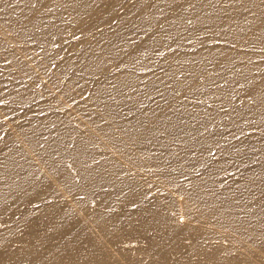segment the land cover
<instances>
[{"label": "bare ground", "instance_id": "1", "mask_svg": "<svg viewBox=\"0 0 264 264\" xmlns=\"http://www.w3.org/2000/svg\"><path fill=\"white\" fill-rule=\"evenodd\" d=\"M0 264H264V0H0Z\"/></svg>", "mask_w": 264, "mask_h": 264}, {"label": "rangeland", "instance_id": "2", "mask_svg": "<svg viewBox=\"0 0 264 264\" xmlns=\"http://www.w3.org/2000/svg\"><path fill=\"white\" fill-rule=\"evenodd\" d=\"M130 3H128V5H129ZM122 12H118L116 15L117 16H119L120 14H121ZM132 38H134L133 36L130 38V39H132ZM180 50V47H178L177 45H174V46H172V47H169V46H167L166 48H165V51L167 52V53H169L170 51H179ZM161 57H155L154 59H153V61H154V66L156 67V68H154L155 69V71H163V67H166L164 64H162L161 63ZM7 66H8V62L7 61H5L4 63H3V65H2V70H5L6 68H7ZM116 68H118V67H115V68H113L112 69V71H114V72H116ZM108 71H110V69H108ZM118 71H120V69H118L117 70V72ZM144 83H145V81H144ZM155 90V93L153 94V96H155V95H157V94H160L161 95V93L157 90V89H153V91ZM236 102H235V104L237 103L238 104V98L240 97L239 95H238V93L236 94ZM185 100H188L189 101V99L188 98H184ZM190 101L191 102H193L194 104L193 105H199V104H201L202 103V101H199V100H197V99H192V98H190ZM168 105V103L163 99V98H161L160 99V102L159 103H156L155 104V107H157V108H164V107H166ZM227 107H226V110H225V112L227 111ZM124 116H128V113L127 112H125L124 113ZM226 143L230 140V139H232L234 136L233 135H229V134H226ZM225 143V144H226ZM211 156L213 157V158H215V160H217V161H221L222 163H228L229 162V156H226V155H221L220 153H219V151L218 150H214V151H212L211 152ZM229 165H231L230 163H229ZM140 179H142L143 180V182H142V184L140 185V188L142 189V190H144V189H154V186H150L149 188H148V183L149 182H153V183H155L156 182V180L155 179H153L151 176H147V177H145L144 179H143V177H141ZM233 181V179L231 180V178H227L226 179V182L227 183H229V182H232ZM240 186H243V185H240ZM240 186L238 185V187L240 188ZM256 192H258V190H255ZM135 199V198H134Z\"/></svg>", "mask_w": 264, "mask_h": 264}]
</instances>
